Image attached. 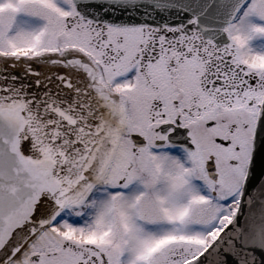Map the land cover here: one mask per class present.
Listing matches in <instances>:
<instances>
[{
	"label": "snow or ice",
	"instance_id": "1",
	"mask_svg": "<svg viewBox=\"0 0 264 264\" xmlns=\"http://www.w3.org/2000/svg\"><path fill=\"white\" fill-rule=\"evenodd\" d=\"M0 264H264V0H0Z\"/></svg>",
	"mask_w": 264,
	"mask_h": 264
},
{
	"label": "water",
	"instance_id": "2",
	"mask_svg": "<svg viewBox=\"0 0 264 264\" xmlns=\"http://www.w3.org/2000/svg\"><path fill=\"white\" fill-rule=\"evenodd\" d=\"M256 170H257V173L259 174V172H260V161L259 160L257 161V168H256Z\"/></svg>",
	"mask_w": 264,
	"mask_h": 264
}]
</instances>
